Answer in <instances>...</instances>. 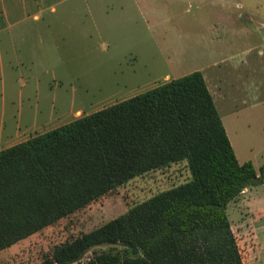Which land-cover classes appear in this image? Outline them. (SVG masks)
Wrapping results in <instances>:
<instances>
[{"label": "rangeland", "instance_id": "rangeland-1", "mask_svg": "<svg viewBox=\"0 0 264 264\" xmlns=\"http://www.w3.org/2000/svg\"><path fill=\"white\" fill-rule=\"evenodd\" d=\"M257 2L264 6V0H47L0 34V41L21 29L28 35L14 43L19 49L8 39L1 44L0 150L198 71L238 162H251L259 175L264 25L252 17L264 7L258 15L249 10ZM189 179L186 162L138 176L0 251V264H40L55 247ZM227 214L242 264H264V182L231 201ZM109 250L124 248L97 247L82 261Z\"/></svg>", "mask_w": 264, "mask_h": 264}, {"label": "trees", "instance_id": "trees-1", "mask_svg": "<svg viewBox=\"0 0 264 264\" xmlns=\"http://www.w3.org/2000/svg\"><path fill=\"white\" fill-rule=\"evenodd\" d=\"M186 162L190 179L54 248L40 264H242L228 205L264 182L240 164L201 72L0 151V251L130 180ZM124 248L96 253L91 249Z\"/></svg>", "mask_w": 264, "mask_h": 264}, {"label": "crops", "instance_id": "crops-1", "mask_svg": "<svg viewBox=\"0 0 264 264\" xmlns=\"http://www.w3.org/2000/svg\"><path fill=\"white\" fill-rule=\"evenodd\" d=\"M46 1L47 0H0V34L1 32L5 31V27L12 28L21 25V23L25 22V20L31 17L30 10H35L36 8L41 9L40 7H42V4L45 3ZM263 7H264L263 3L257 2L254 3L251 7H249V10L252 11L255 15H258L260 11H262ZM260 15H261L260 18L259 17L256 18V16H253L252 21L257 25H259L260 27H262L264 25V13L262 12ZM32 19L37 21L39 19V16L35 13L32 16ZM254 31H256V29H254ZM26 37H28L26 31L24 29H21L19 30V32H17V34L4 36L2 41L8 39L9 42L11 43L10 44L11 48L19 49L18 47L20 44L14 47V43L15 42L22 43L25 41ZM2 41H0V58H1ZM3 67L4 65L0 59V74H4ZM207 86L210 94H212L211 95L212 98L214 99L215 96L213 95V92L210 90L208 83Z\"/></svg>", "mask_w": 264, "mask_h": 264}]
</instances>
